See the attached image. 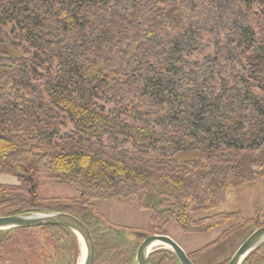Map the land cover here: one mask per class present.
Wrapping results in <instances>:
<instances>
[{
	"label": "trees",
	"instance_id": "1",
	"mask_svg": "<svg viewBox=\"0 0 264 264\" xmlns=\"http://www.w3.org/2000/svg\"><path fill=\"white\" fill-rule=\"evenodd\" d=\"M254 1L0 0V173L18 180L0 183V206L15 209L2 215L72 214L92 235L93 264H134L138 247L94 201L149 211L150 234L172 225L201 234L234 221L205 247L248 223L264 225L260 210L250 218L240 210L192 217L218 209L229 190L264 179V99L254 93H264V0L255 27ZM207 34L213 55L191 62L192 52L207 48ZM236 47L248 78L214 68ZM68 124L71 132L58 137ZM39 180L73 185L75 196L40 199ZM32 228L69 235L78 252L69 229ZM263 247L242 264L258 263ZM147 264L178 261L158 247Z\"/></svg>",
	"mask_w": 264,
	"mask_h": 264
},
{
	"label": "rangeland",
	"instance_id": "2",
	"mask_svg": "<svg viewBox=\"0 0 264 264\" xmlns=\"http://www.w3.org/2000/svg\"><path fill=\"white\" fill-rule=\"evenodd\" d=\"M261 1L255 0L248 7L250 21L254 27L259 17V5ZM11 27L12 25H7L4 29L10 31ZM203 41L207 44V48L203 52H192L188 56L191 62L203 63L207 61V56L213 55L215 49L214 39L207 34L204 36ZM214 68L216 72H221L222 76L232 74L237 78H248V68L241 47H236L234 50L231 48L230 53L216 61ZM254 93L258 98L264 99V93L260 92L257 88H254ZM97 105H103V103L99 102ZM104 107L105 111H108L110 106L104 105ZM71 130L72 127L68 124L66 127L60 129L57 136L67 135ZM126 147L131 148L130 145ZM0 183L17 184L18 180L14 174L0 173ZM36 186L37 195L40 199H69L75 196L73 185L59 183L54 180H39ZM93 204L95 209L108 222L127 228V231L123 235L125 238H123L133 243L134 246L135 244L139 245L142 240L140 236L136 235L137 233L150 234L152 231L150 212L139 209L137 204L129 205L121 201H94ZM45 205L51 206L49 202ZM237 210H240L247 218H250L257 210L264 212V179L229 190L226 193L225 203L218 207V209L209 213L197 211L192 214V217L199 218L214 213H227ZM9 211H15V209L0 206V215ZM161 223L162 221L159 222V225ZM233 223L234 221H231L226 225L201 234H186L177 228V226L172 225L167 228L166 235L174 239L187 255H193L197 251L192 259L193 264H226L237 247L256 228L254 224L248 223L244 228L230 233L223 240L208 247L205 246L216 240L222 231ZM0 241V252L5 253L4 258L3 255L0 256V260L2 262L6 260L10 264H25L27 262L30 264H73V260H75L74 264H78L81 258L80 255H82V245L79 244L77 252L73 239L69 235L59 231L26 228L0 234ZM203 247L204 249L200 250ZM24 251L30 255L26 254V256L20 253ZM260 255L264 256V247ZM23 257H30V259H24L25 263H22ZM129 264H133V260ZM256 264H264V257Z\"/></svg>",
	"mask_w": 264,
	"mask_h": 264
},
{
	"label": "water",
	"instance_id": "3",
	"mask_svg": "<svg viewBox=\"0 0 264 264\" xmlns=\"http://www.w3.org/2000/svg\"><path fill=\"white\" fill-rule=\"evenodd\" d=\"M61 226L72 231L82 245V264L94 263V242L88 227L77 217L62 211L32 210L10 215H0V230L32 228L40 226ZM142 237L134 264H147L148 255L158 247L170 249L178 264H193L183 248L166 234L137 233ZM264 244V225L254 229L237 247L226 264H242L246 256Z\"/></svg>",
	"mask_w": 264,
	"mask_h": 264
},
{
	"label": "bare ground",
	"instance_id": "4",
	"mask_svg": "<svg viewBox=\"0 0 264 264\" xmlns=\"http://www.w3.org/2000/svg\"><path fill=\"white\" fill-rule=\"evenodd\" d=\"M79 242H80V241H79ZM80 244H81V243H80ZM81 253H82V255H80V256H81V258L79 257V258H80V261L78 262V264H82V259H83V250H82V252H81Z\"/></svg>",
	"mask_w": 264,
	"mask_h": 264
},
{
	"label": "crops",
	"instance_id": "5",
	"mask_svg": "<svg viewBox=\"0 0 264 264\" xmlns=\"http://www.w3.org/2000/svg\"><path fill=\"white\" fill-rule=\"evenodd\" d=\"M253 215V214H252Z\"/></svg>",
	"mask_w": 264,
	"mask_h": 264
},
{
	"label": "flooded vegetation",
	"instance_id": "6",
	"mask_svg": "<svg viewBox=\"0 0 264 264\" xmlns=\"http://www.w3.org/2000/svg\"><path fill=\"white\" fill-rule=\"evenodd\" d=\"M142 238V237H141Z\"/></svg>",
	"mask_w": 264,
	"mask_h": 264
}]
</instances>
